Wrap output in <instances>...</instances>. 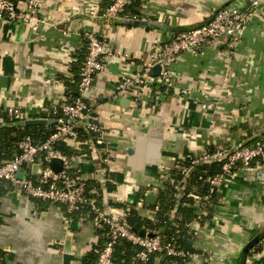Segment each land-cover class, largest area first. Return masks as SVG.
<instances>
[{"label": "crops", "instance_id": "crops-1", "mask_svg": "<svg viewBox=\"0 0 264 264\" xmlns=\"http://www.w3.org/2000/svg\"><path fill=\"white\" fill-rule=\"evenodd\" d=\"M38 1L36 24L0 18V126L9 107L27 118L52 119L75 85L84 33L104 38L118 53L107 59L86 94L103 144L90 146L82 161L73 160L91 193L99 187L96 197L104 211L121 215L126 209L115 204L125 202L142 218L155 220L161 181L187 155L264 139V1L252 7V0H141L137 18L102 16L111 0ZM14 2L24 11L26 0ZM223 6L253 12L234 53L219 38L201 54L180 53L172 65V88L152 85L140 101L136 92L117 93L121 77L141 71L156 45L208 22ZM75 141L65 143L79 151ZM147 194L155 200H146ZM63 209L3 181L0 264H81L98 236L81 215L65 226ZM214 209L211 219L187 224L183 234L200 254L183 264H241L245 246L264 233V164L223 178ZM251 256L264 264V244ZM148 264L179 263L157 254Z\"/></svg>", "mask_w": 264, "mask_h": 264}, {"label": "built area", "instance_id": "built-area-1", "mask_svg": "<svg viewBox=\"0 0 264 264\" xmlns=\"http://www.w3.org/2000/svg\"><path fill=\"white\" fill-rule=\"evenodd\" d=\"M134 0H113L102 12L107 18H128V7ZM264 0H252V7ZM38 0H26L24 11H18L14 0H0V18L10 21H21L36 24L38 15ZM252 10H241L232 6L219 8L213 17L206 23L174 33L167 41L159 43L148 62H145L141 71L131 75H124L116 84L118 94L136 92L135 97L140 101L144 89L153 87L172 88V65L182 52L201 54L204 48L219 38H225L229 47L228 52L234 53L241 40L245 26L252 17ZM85 56L82 62L77 95H65L58 104L55 112L61 113V119L54 124L52 132L44 141H35L30 136L23 137L18 143V152L11 158L0 160V184L8 181L14 188L27 197L54 206L63 207L65 226L72 221L71 213L79 212L84 206L88 207L90 219H87L94 231H101L106 239L102 244L95 243L93 251L97 256L96 264H114L113 246L119 239H126L139 247L136 257L146 262L152 254H165L182 258L183 264L200 252H191L178 248L174 242H163L157 234L153 236H140L130 229L125 221V213L118 215L112 209L104 211L94 198L86 196L87 182L83 178L80 168L73 165L74 157L83 160L87 157L85 152L77 156H69L55 147L58 142L76 140L77 147L81 145L76 127L84 125L94 134L92 146L101 147L103 144V130L92 115V109L86 102V94L92 87L95 76L103 70L109 57L118 52L104 38L92 31L84 33ZM159 66L157 75H153L154 66ZM6 115L14 121L27 119L26 113L18 107H9ZM190 163L200 161H220V171L213 176H208L206 182L210 187L209 194L218 190L225 177L233 176L238 171H248L264 164V139L251 145L238 144L234 147H220L213 151L205 148L201 155H187ZM53 158L62 162L60 171L51 169L49 163ZM108 157L103 156L106 163ZM36 165L35 172L33 166ZM105 168V166H103ZM192 166H183V180L189 174ZM23 172L19 178L18 173ZM88 216V215H87ZM84 217V216H83ZM85 218V217H84ZM86 219V218H85ZM264 244V237L260 240ZM244 264H253L251 255L246 256Z\"/></svg>", "mask_w": 264, "mask_h": 264}, {"label": "trees", "instance_id": "trees-1", "mask_svg": "<svg viewBox=\"0 0 264 264\" xmlns=\"http://www.w3.org/2000/svg\"><path fill=\"white\" fill-rule=\"evenodd\" d=\"M113 0L107 5L109 6ZM140 4L141 0H134L132 4L128 7L130 15L135 18L140 17ZM106 6V7H107ZM105 7V8H106ZM104 8V10H105ZM198 27V26H195ZM192 27V28H195ZM85 41V39H84ZM85 56V52H84ZM77 70V75L75 77L74 87L67 90L66 95L75 97L77 95V85L79 82V73L82 65ZM163 88V87H162ZM50 118L55 119L56 122L61 119V113L56 112V114H51ZM5 125L0 126V160L11 158L15 153L18 152L17 143L25 136H30L35 141H44L48 135L52 132L54 124L50 126H23L18 127L13 123L14 120L9 118L4 119ZM78 132V139L82 142L80 145V150L71 149L65 142L56 143L55 147L59 149L62 153L66 155L80 154L89 152V147L92 146L94 139V134L87 130L84 125L76 127ZM261 140V139H259ZM254 140L250 143L241 144L251 145L255 143ZM208 151H213L216 147H207ZM88 155V154H87ZM190 157L186 156L183 160V166H192L189 174L183 180V172L181 168H172L167 171L165 176L161 181V187L157 190V201L155 207L157 215L155 220H148L142 218L136 209L132 207L129 203H118L115 204L127 210L126 225L134 230H145L146 232L157 234L161 237L163 242H174L175 245L183 250L197 252V249L191 246L185 233L188 229L187 224L193 220L205 221L212 218L214 212L215 201L217 198V191L212 194L207 195V190L210 185L206 182L208 176H213L220 171L221 162L220 161H200L198 163H190ZM87 182L86 186V196L94 198L96 202L97 193L99 187H97L95 193H91V188ZM41 202L40 200H38ZM175 210L173 217H170L172 210ZM202 213L198 215V210ZM88 207L84 206L79 212L71 213L70 215L73 219L77 218L78 215L84 216L86 219H90V214H88ZM88 215V216H87ZM98 236L97 243L100 245L106 239V236L101 231H96ZM185 235V236H184ZM189 237V235H188ZM261 242H258L251 248H249L242 259L241 264H244L245 258L248 255H252L254 251L260 249ZM94 247V246H93ZM92 249H90L83 257L81 264H96L97 256ZM139 251V247L132 244L130 241L122 238L119 239L113 246V263L114 264H148L152 256L157 254H152L146 262L140 261L136 254ZM164 257L166 262L181 263L182 258L177 256H167L165 254H160ZM261 260L254 262L253 264L260 263Z\"/></svg>", "mask_w": 264, "mask_h": 264}, {"label": "water", "instance_id": "water-1", "mask_svg": "<svg viewBox=\"0 0 264 264\" xmlns=\"http://www.w3.org/2000/svg\"><path fill=\"white\" fill-rule=\"evenodd\" d=\"M159 71V66L156 65L153 67L152 69V73L153 75H157ZM56 120L55 119H45V118H27L24 120H18L13 122V124L15 126L18 127H23V126H33V125H40V126H49L53 123H55ZM51 169H53L54 171H60L62 168V162L60 159L58 158H53L50 163H49ZM36 170V165L33 166V171L35 172ZM18 177L22 178L23 177V172H19L18 173ZM155 200V196L153 194H147L146 196V200ZM134 232H136L137 234H139L140 236H144V235H148V236H153L154 233H150V232H146L145 230H134ZM264 237V233L257 235L256 237H254L246 246H245V250L244 252H246L249 248H251L255 243H257L259 240H261V238Z\"/></svg>", "mask_w": 264, "mask_h": 264}]
</instances>
